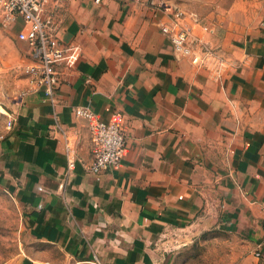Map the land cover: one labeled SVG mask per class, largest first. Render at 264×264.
Wrapping results in <instances>:
<instances>
[{
	"label": "crops",
	"instance_id": "obj_1",
	"mask_svg": "<svg viewBox=\"0 0 264 264\" xmlns=\"http://www.w3.org/2000/svg\"><path fill=\"white\" fill-rule=\"evenodd\" d=\"M188 1L62 0L81 55L58 67V103L27 74L0 106V189L28 239L4 264H160L213 229L243 241L235 264H264V0ZM176 9L202 63L162 30ZM22 29L0 27V66L33 65ZM83 106L124 129L119 166L90 170Z\"/></svg>",
	"mask_w": 264,
	"mask_h": 264
},
{
	"label": "built area",
	"instance_id": "obj_2",
	"mask_svg": "<svg viewBox=\"0 0 264 264\" xmlns=\"http://www.w3.org/2000/svg\"><path fill=\"white\" fill-rule=\"evenodd\" d=\"M101 1L95 0L96 3ZM61 2L62 0H0V27H9L22 21L23 29L18 36L29 45L34 62L33 65L28 64L21 68L36 80L38 90L44 93L46 100L53 106L58 103V67L65 65L72 68L81 55L78 45L65 44L61 39V27L55 23ZM162 6L169 11L165 5ZM175 11V18L169 16L171 21L162 23V30L170 36L174 49L179 54L192 56L194 63H202L204 60L195 50L189 32L181 28L179 18L183 13L178 9ZM74 112L91 122L97 152L90 170L98 173L119 166L127 142L124 129L116 122L99 119L91 106L77 107ZM66 151L71 170L75 167L77 153L69 143L66 144Z\"/></svg>",
	"mask_w": 264,
	"mask_h": 264
},
{
	"label": "rangeland",
	"instance_id": "obj_3",
	"mask_svg": "<svg viewBox=\"0 0 264 264\" xmlns=\"http://www.w3.org/2000/svg\"><path fill=\"white\" fill-rule=\"evenodd\" d=\"M178 2L181 5L184 3L188 9L190 1ZM231 4L232 0L222 1L226 7ZM22 70L19 65L0 66V106L9 100L12 91L19 88L21 79L27 75ZM27 241L17 201L0 189V264L22 253ZM176 244L171 255L160 260V264H235L241 258L244 248L242 240L217 229L197 235L188 234V241L180 239Z\"/></svg>",
	"mask_w": 264,
	"mask_h": 264
}]
</instances>
